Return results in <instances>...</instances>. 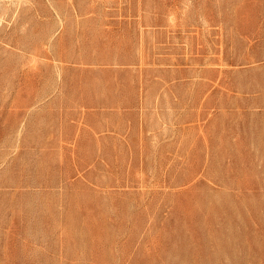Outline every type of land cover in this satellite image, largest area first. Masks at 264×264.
Masks as SVG:
<instances>
[{
  "label": "rangeland",
  "instance_id": "374dc122",
  "mask_svg": "<svg viewBox=\"0 0 264 264\" xmlns=\"http://www.w3.org/2000/svg\"><path fill=\"white\" fill-rule=\"evenodd\" d=\"M0 264H264V0H0Z\"/></svg>",
  "mask_w": 264,
  "mask_h": 264
}]
</instances>
